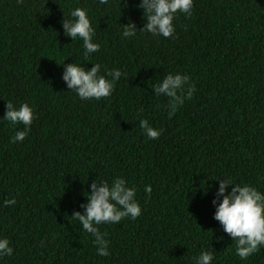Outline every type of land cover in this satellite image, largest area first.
I'll list each match as a JSON object with an SVG mask.
<instances>
[{"label":"trees","instance_id":"1","mask_svg":"<svg viewBox=\"0 0 264 264\" xmlns=\"http://www.w3.org/2000/svg\"><path fill=\"white\" fill-rule=\"evenodd\" d=\"M139 3L0 0V238L13 248L0 264H196L203 251L211 264H264V246L236 255L212 203L224 179L264 194V0H193L170 38L139 30ZM78 7L100 45L87 58L62 27ZM129 22L137 31L124 37ZM69 63L121 76L110 97L83 100L62 79ZM168 74L196 87L171 119L169 98L153 91ZM7 101L34 111L23 141L11 142L24 126L2 119ZM117 177L142 214L95 225L109 242L105 257L72 214L85 211L92 182Z\"/></svg>","mask_w":264,"mask_h":264},{"label":"clouds","instance_id":"2","mask_svg":"<svg viewBox=\"0 0 264 264\" xmlns=\"http://www.w3.org/2000/svg\"><path fill=\"white\" fill-rule=\"evenodd\" d=\"M23 0H18L22 3ZM100 4H107L108 0H99ZM138 7L144 10L146 24L140 31H147L153 35H160L170 38L175 32L174 18L178 13L191 15L193 0H140ZM72 19H63L62 27L64 34L72 40L79 38L83 42L85 49L84 56L99 52L100 45L93 42L95 29L89 19L87 11L83 8H76L71 12ZM124 37H132L136 34L137 28L134 23L129 22L123 25ZM100 65L94 64L91 69H87L76 63L66 65L62 79L67 87L74 90L83 100H100L111 96L115 81L119 80L121 72L114 69L105 75L99 74ZM189 76L180 74H168L162 82L153 86V91L157 96L164 95L169 98L168 113L169 119L175 114L177 109L184 104L186 99H191L196 91L194 84L189 83ZM13 125L22 124L24 130L16 131L12 137L13 143L23 141L35 119L34 111L28 103H22L19 108L15 107L11 101H7L6 113L2 118ZM140 127L146 136L158 139L161 130L149 125L146 119L140 120ZM231 191L228 192V186ZM145 192L151 195L152 188L147 186ZM88 202L82 204L85 209L83 213L75 211L72 214L82 225L83 230L92 234L97 246V254L109 256V242L105 239L106 233L102 234L95 225L101 223H119L123 218L130 217L136 219L142 214V209L136 201V191L134 188L126 186V181L117 177L111 185L106 181L92 182L91 192L86 196ZM220 197H223L220 200ZM219 201V202H218ZM212 203L216 205L214 219L219 221L223 230L227 233L236 245V255L241 260L260 251L264 246V194L255 187L247 184L233 185L230 179L219 180V188L216 198ZM16 204V199H5L4 206L10 207ZM13 248L6 238H0V256H11ZM214 256L211 252L203 251L196 258V264H211Z\"/></svg>","mask_w":264,"mask_h":264}]
</instances>
